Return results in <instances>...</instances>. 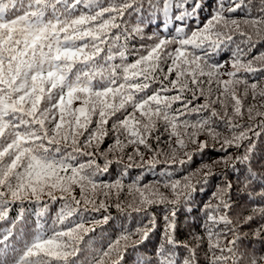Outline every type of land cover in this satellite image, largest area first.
Returning a JSON list of instances; mask_svg holds the SVG:
<instances>
[{
	"label": "snow or ice",
	"instance_id": "1",
	"mask_svg": "<svg viewBox=\"0 0 264 264\" xmlns=\"http://www.w3.org/2000/svg\"><path fill=\"white\" fill-rule=\"evenodd\" d=\"M204 4L0 0V264H124L129 255L134 264H264V249L239 246L240 229L254 219V235H264V206L234 220L227 180L213 192L215 203L203 206V235L189 231L191 242L178 236L179 208L220 175L216 165L236 174L235 165L244 164L237 179L245 189L259 184L260 191L247 195L264 200V174L250 166L252 137L264 134V51L248 58L264 43V0H217L212 14L192 27ZM147 28L154 30L148 34ZM224 50L229 58L215 61ZM249 93L253 101L260 98L259 105L245 106ZM200 97L204 102L195 103ZM245 114L248 123L239 122ZM159 126L168 136L166 148L164 133L156 134ZM110 132L113 143L101 152ZM209 140L225 155L192 169ZM129 146L128 160L139 157L142 163L125 165V172L163 165L162 178L127 185L132 202L115 207L142 219L135 228L121 224L114 239L102 234L96 240L97 228L113 217L91 214L107 212L113 190L118 195L125 188L123 173L111 182L100 177L122 163ZM141 146L152 153L148 160ZM53 202H59L55 213ZM26 203L39 205L34 220ZM160 206L165 214L159 241L151 253L141 251L157 230L152 209Z\"/></svg>",
	"mask_w": 264,
	"mask_h": 264
},
{
	"label": "trees",
	"instance_id": "2",
	"mask_svg": "<svg viewBox=\"0 0 264 264\" xmlns=\"http://www.w3.org/2000/svg\"><path fill=\"white\" fill-rule=\"evenodd\" d=\"M217 0H205L204 7L200 10L199 17L197 20L190 21V25L192 27H195L198 23L202 24L203 21H205L211 14L213 9L216 6ZM134 22V21H133ZM154 29L153 28H147V33L150 34ZM247 30V29H246ZM253 39H258L257 37L253 36ZM264 51V43H260L257 45V47L250 53V56L248 58H251L253 56H256L259 52ZM230 56V50H224L217 56H215V61L217 62H223L227 60ZM118 62V61H117ZM227 67V66H226ZM165 71H167V68L165 67ZM223 71V69H222ZM252 77V80L257 79L258 77L252 76V74H249ZM264 75V74H262ZM171 78H174V74ZM228 77L225 76L223 79H227ZM251 82V80H250ZM261 85L264 86V80H261ZM244 90V86H241L240 91L242 92ZM150 94V93H149ZM215 95V93L213 94ZM204 102V97H200L199 100H197L195 103L200 104ZM257 104L260 103V98L258 97L256 101H253L251 99V94L249 93V96L247 100H245V106L250 104ZM175 107H179V104H176ZM219 108V105L216 106ZM261 111H264V108L260 109ZM131 111V109H129ZM137 115H139L137 113ZM259 120L257 118L256 120L252 121V123H256ZM113 121H109L108 128L111 129ZM241 123H248L247 121V114H245L244 121H239ZM95 125H93L94 127ZM222 135H229V133L221 127L219 129ZM259 131V129H257ZM161 133H164V129L162 126H159V132H157V135H160ZM206 137L202 134L199 136L200 140H204ZM168 139L167 133H164L161 136V147H167L166 141ZM114 136L110 132L109 135L104 139V142L100 145V151H105L109 145L113 143ZM253 142L255 143V150L252 154V160H251V168L253 171L264 174V134H262L259 137L253 136L252 137ZM153 147L156 146L155 140L152 141ZM134 146H129L127 149H125V153L123 155L122 163H113L109 167V172L104 174L100 177L101 180L105 182H111L115 180L118 176H120L123 173V183L125 185V188L123 191L119 192L117 195L115 190H113L112 195L107 199L105 202L108 204L107 212L101 211V213H92L91 215L95 216L96 218H99L102 215L110 214L113 219H111L107 225H104L102 228L98 227L96 233L94 234V238L96 240H99L101 238V235H111L112 238H115V235L119 234L121 224L125 225L129 228H135L137 225V222L142 219V216L132 213L131 215H127L125 213L118 212L115 204L117 202H121L122 205H127L128 203L132 202V196L129 194L127 185L131 184L132 181L136 180L137 178H140L141 185L154 182L158 179H161L160 172L163 168V165H157L155 169H149L146 165L143 167L134 166L131 168H128L125 172L124 166L133 163L135 165H140L142 162L140 161L139 157H135L134 161H129L127 158L128 153L133 152ZM195 147V146H192ZM220 148L219 143H215V146L213 147V142L209 140V147L205 149V151L201 154H197L194 159L193 163L191 164V168L195 169L197 168L201 162L205 163H212V161L217 160L225 155L224 152L219 151ZM140 151L144 154V160H148L150 156L152 155L151 152L145 150L142 146L140 148ZM230 152L233 154L236 153V149L231 148L229 149ZM115 156H119L120 153H115ZM109 159H113V154L109 155ZM98 163L103 165L104 161L103 159H99ZM235 168L239 171H237L236 174H233V169L228 168L225 169L223 164L216 165L214 167V171L216 173H219L220 175L214 176L210 178L206 183L201 184L197 191L193 194L192 202L189 204L185 202L182 207L178 210L177 215V223L179 227L178 236L181 240L189 241L191 242V238L189 236V231L198 233L203 235V230L200 227L201 221L204 219L205 213L203 211V206L208 203H215V200L212 199L213 192L217 191V187L224 186V181L227 180L231 182L232 188H231V203L234 205V207L230 211V215L234 220H236L237 217H239V221H242L245 216L251 214V208L253 206H264V200L261 199H252L250 198L247 193L252 191H260V185L253 183L252 186L245 189L242 185L241 181L237 179V175H240L245 165L241 163H237L235 165ZM161 191L167 192L166 189H161ZM75 195L77 198H80V190L79 188H76ZM47 199V198H46ZM104 199V196L98 195L97 201ZM19 206H14L11 212V215H15L16 211L18 210ZM23 207L32 210L33 215L31 219H35L34 212L39 207L33 206L31 204H24ZM59 207V202H53L51 205V212L55 213L57 208ZM152 211L155 213L157 217V230L155 233L150 235L149 239L145 242V244L142 246L141 251L146 249L149 253L152 252V250L155 248L157 242L159 241L161 231L163 229V215L165 214V209L163 206L160 207H154ZM258 227V221L252 220L249 224L244 225L240 231L242 234V239L240 241V248L243 250L244 248H248L249 250H257L260 251L264 249V235L260 237H256L254 235V230ZM247 234L244 236L243 234ZM229 239H231V236H229ZM206 243V242H205ZM203 252V248L201 249V254ZM124 264H134V258L132 255H129L125 258Z\"/></svg>",
	"mask_w": 264,
	"mask_h": 264
}]
</instances>
